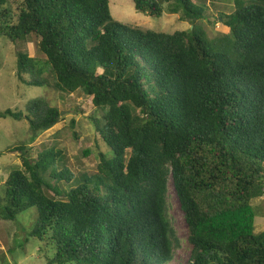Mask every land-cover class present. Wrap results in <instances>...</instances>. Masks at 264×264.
<instances>
[{
	"label": "trees",
	"instance_id": "trees-1",
	"mask_svg": "<svg viewBox=\"0 0 264 264\" xmlns=\"http://www.w3.org/2000/svg\"><path fill=\"white\" fill-rule=\"evenodd\" d=\"M131 1L155 19L165 10L199 19L193 0ZM220 16L230 32L208 43L195 29L119 23L109 0H0V39L34 37L44 57L17 53L19 83L82 91L102 114L93 123L109 149L98 173L69 190L58 187L74 178L56 166L61 151L33 159L26 143L12 149L22 165L3 185L0 220L35 208L28 235L47 264H169L180 246L170 184L188 229L187 264H264V231L254 232L262 214L251 205L264 198V0H236ZM8 117L28 122L32 142L61 111L41 98L0 112Z\"/></svg>",
	"mask_w": 264,
	"mask_h": 264
},
{
	"label": "rangeland",
	"instance_id": "rangeland-1",
	"mask_svg": "<svg viewBox=\"0 0 264 264\" xmlns=\"http://www.w3.org/2000/svg\"><path fill=\"white\" fill-rule=\"evenodd\" d=\"M198 8V20H181V13L170 14L165 10L161 18L155 19L134 9L131 0H109L113 19L124 25L141 30L161 33L176 31L195 32L202 35L208 43L230 31L222 25L220 15H231L235 12L236 0H193ZM246 5H249L248 3ZM24 52L30 57L44 60L38 49V39L28 37L22 43H12L5 38L0 39V112L11 109L24 112L29 102L44 99L50 107L61 111V120L50 130L38 135L30 142L33 133L26 120L14 121L11 118H0V200L4 198V183L10 172L21 168L22 162L18 151H12L16 146L26 143L30 154L35 159L43 150L55 148L62 152L57 159L58 169L67 168L74 174L68 184L65 181L58 187L69 190L77 186L82 174L92 176L98 173L100 154H105L106 145L97 135L93 118L102 117L96 111L82 91L66 95L57 92L52 87H34L19 83L16 77L17 53ZM102 72L101 69L98 71ZM48 81L54 82L50 73L46 74ZM72 121L75 122L72 125ZM77 134L78 136L76 137ZM108 149V148H107ZM109 150V149H108ZM55 184L54 181H51ZM253 208L262 215L254 219L255 234L264 231V198L251 202ZM37 211L31 208L17 217L15 221L0 220V264H47L42 243L29 238L28 231L33 226ZM168 217L180 242L174 250L173 261L169 264H187L191 248L188 244V229L180 209L178 198L173 186L169 185ZM51 257V254H49Z\"/></svg>",
	"mask_w": 264,
	"mask_h": 264
}]
</instances>
